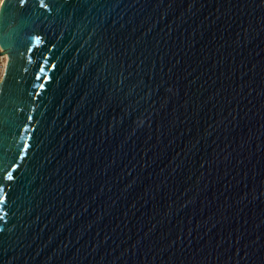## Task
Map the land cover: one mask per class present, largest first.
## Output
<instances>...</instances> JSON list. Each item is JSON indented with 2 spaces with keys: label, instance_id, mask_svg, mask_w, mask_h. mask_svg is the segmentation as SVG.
<instances>
[{
  "label": "water",
  "instance_id": "obj_1",
  "mask_svg": "<svg viewBox=\"0 0 264 264\" xmlns=\"http://www.w3.org/2000/svg\"><path fill=\"white\" fill-rule=\"evenodd\" d=\"M0 47V264H264V0H4Z\"/></svg>",
  "mask_w": 264,
  "mask_h": 264
},
{
  "label": "built area",
  "instance_id": "obj_2",
  "mask_svg": "<svg viewBox=\"0 0 264 264\" xmlns=\"http://www.w3.org/2000/svg\"><path fill=\"white\" fill-rule=\"evenodd\" d=\"M3 2L4 0H0V9H1ZM1 53H2V49L0 47V84L3 81V77L5 74V70H6V64H7V56L2 55Z\"/></svg>",
  "mask_w": 264,
  "mask_h": 264
},
{
  "label": "snow or ice",
  "instance_id": "obj_3",
  "mask_svg": "<svg viewBox=\"0 0 264 264\" xmlns=\"http://www.w3.org/2000/svg\"><path fill=\"white\" fill-rule=\"evenodd\" d=\"M9 179H11V174H9Z\"/></svg>",
  "mask_w": 264,
  "mask_h": 264
}]
</instances>
